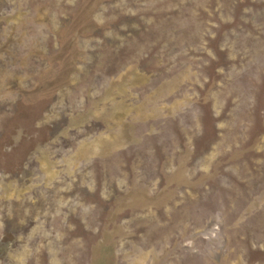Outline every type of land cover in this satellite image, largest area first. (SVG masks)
<instances>
[{"label":"rangeland","instance_id":"obj_1","mask_svg":"<svg viewBox=\"0 0 264 264\" xmlns=\"http://www.w3.org/2000/svg\"><path fill=\"white\" fill-rule=\"evenodd\" d=\"M4 262L264 264V0H0Z\"/></svg>","mask_w":264,"mask_h":264},{"label":"water","instance_id":"obj_2","mask_svg":"<svg viewBox=\"0 0 264 264\" xmlns=\"http://www.w3.org/2000/svg\"><path fill=\"white\" fill-rule=\"evenodd\" d=\"M3 264H7L6 262H4ZM14 264V263H13Z\"/></svg>","mask_w":264,"mask_h":264},{"label":"bare ground","instance_id":"obj_3","mask_svg":"<svg viewBox=\"0 0 264 264\" xmlns=\"http://www.w3.org/2000/svg\"><path fill=\"white\" fill-rule=\"evenodd\" d=\"M20 227V226H19Z\"/></svg>","mask_w":264,"mask_h":264}]
</instances>
